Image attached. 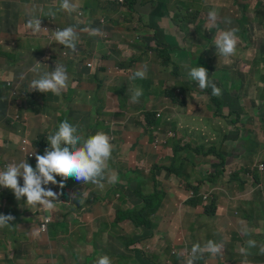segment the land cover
I'll return each mask as SVG.
<instances>
[{"label":"rangeland","instance_id":"obj_1","mask_svg":"<svg viewBox=\"0 0 264 264\" xmlns=\"http://www.w3.org/2000/svg\"><path fill=\"white\" fill-rule=\"evenodd\" d=\"M94 1V0H88ZM165 2L167 0H164ZM264 1V0H263ZM76 3H81V0H75ZM193 3V11L187 13L186 6L188 3ZM264 3V2H263ZM177 4L182 10V14H185V18H190L193 14L197 13L195 21H202V28L207 31H214L209 28L207 22L209 21L208 13L212 10H216L220 13L223 20L225 19V14L223 9H229L233 7L238 15L242 19L239 20V29H244L245 37L237 35V44L236 52L230 57H224L219 54L216 49V52L213 55V66L211 72L209 71V80L216 84L217 87L222 88V96L229 104L239 111H243V107H247L245 112H256L257 113L256 127H261L260 123H264V101L257 98V88L264 87L263 80H255L251 85V81L248 80L244 84V87L241 91L227 89L228 82L220 83L215 80L211 73L218 67L227 64L233 71L242 70L243 72L251 71L256 73L259 71V77H264V40L261 42L259 36L263 35L262 32H258L257 29L254 30L253 25L249 22V19L254 20L256 28H262L261 25L264 22V10H260L259 7L262 4L260 0H175L174 3H169L168 8L172 11H175ZM150 7L149 0H136L133 5V11L129 10L128 7L119 6V12L109 11V14H115L116 16H121L124 22L128 20H136L140 17H147L148 9ZM161 7V6H160ZM100 15H104L99 9L95 11L93 15H89L91 18L98 19ZM76 20L75 27L81 30L80 37L78 41L84 43L81 52L77 48L73 51L75 54H79V60L71 65L73 68H82L88 66L87 63L92 55L95 59V67L93 72L90 73L92 79H87L82 75L84 82L71 81L69 91L60 95L64 99L65 106L70 109L79 110L82 114L88 116L86 122L80 123L74 118L70 117L68 114L66 119H69L79 126L85 127L86 131L97 130L99 128H104L109 131L111 126L119 129L120 136L116 137L114 140L116 143L124 142L134 145L138 148L141 154H144L152 150L151 146V137L149 136L148 131L143 127V121L135 123L129 119L123 120V115L125 110H129V115L134 116L135 112L133 110L148 108L142 98H138V102H132L131 96H133L136 88V83L130 79L128 72L125 70L122 75H119L115 78L106 73L99 71V66L101 64H111L120 65L121 62L129 63V58L136 54V50L132 49L128 44V38H135V34H126L125 24H114L109 31L98 32L92 31V20L88 19L87 22L83 23V18L74 17ZM5 19V18H3ZM115 17L111 18L110 22L114 23ZM194 26V25H193ZM141 29V28H140ZM253 31V32H252ZM51 32V31H49ZM191 35L192 31L190 30ZM17 37V42L19 46H31L30 40L28 38H23L18 33L14 32ZM40 36L37 34L35 36V45H39ZM143 41V40H142ZM54 44V51H57L56 40L52 41ZM9 46L12 43H8ZM16 48V47H14ZM12 48V49H14ZM212 45L206 44L203 46L198 54L193 58L194 64L203 56L205 50H208V53L205 55L211 56ZM11 51V49H6ZM96 51V53H95ZM176 48H171L168 52H177ZM173 71L168 73L170 75ZM187 67L178 68L176 70L177 74L183 75L186 77ZM153 73V68L150 67V75ZM177 77V75H176ZM88 81H92L93 84H89ZM0 82H3L0 80ZM172 81L167 80V87L169 89L167 92L172 93L175 91L172 85ZM182 87H187L188 84L184 81L179 83ZM124 87V93L118 94L117 89L119 87ZM165 89H162L164 92ZM255 100V106H251V102ZM209 101H212L211 99ZM152 108L163 109L162 105H155ZM244 112V111H243ZM115 113H118L117 115ZM163 114L165 115L164 111ZM27 124L30 128V138L32 142L35 139H45L47 133L52 129L51 127L41 128L38 126V120L33 117L32 113L27 114ZM254 120V116H252ZM260 121V122H259ZM3 122H0V126H3ZM170 124V122H169ZM183 124H186L183 121ZM121 126L126 128L125 131L121 129ZM171 126V124H170ZM223 124L217 119H210V128H222ZM172 127V126H171ZM180 135V138H176L170 141V146H174L175 142L180 141L181 143H191L188 140L182 141L186 135L185 128H174ZM249 133L243 137H250L251 140H246L247 145L254 144L256 150L252 153L242 152L241 150H234L232 154L235 159L238 160L233 169V162L230 158L227 159V168L224 177L229 178V175L233 177L232 184L229 185V188L225 193H221L218 197L213 193V196L217 199L226 198L227 201L232 200L234 190L236 189L237 196L239 197H249L251 196V191L245 187L246 183L243 182V179L251 180V177L248 175H243L238 173V167L245 160L246 164L249 166H256L264 160V144L260 141L258 135L255 133V126L253 123L247 126ZM242 137V138H243ZM221 140V136L217 138ZM241 139V138H240ZM34 146V144H33ZM224 149L230 147L231 144L223 143ZM164 150V149H163ZM165 154V152H163ZM262 154V156H261ZM24 154L17 150L15 144L10 143V146L4 149V152L0 154V166L6 163L20 162L24 160ZM225 162V161H224ZM215 166V164H214ZM221 173H218V176ZM213 177H216L212 174ZM213 179V178H211ZM183 181H188L187 178H184ZM109 182V181H108ZM106 182L104 185L98 188H89L83 187L82 189V200L81 206L78 207L75 204L73 199V194L76 189H66L62 195V198L55 203V206L51 209L40 207V206H31L26 205L24 212L20 215L22 225L19 226L18 223H14L12 226L5 228H0V239L5 238L8 233L15 234L16 237L12 239L10 246L11 249L6 253L5 259L2 255L4 254L3 248L4 243L0 242V259L5 264H39L44 261H48L56 256L60 261L68 262L69 264H90L91 261L96 258L99 254L103 253L101 250L96 252L97 249L101 247L107 241V235L101 233L100 230L105 227V223L111 224L115 219V209L107 198V191L109 190V184ZM250 183V182H249ZM248 183V184H249ZM212 190L216 191L217 194L222 190L219 185H210ZM95 197L96 200L92 199ZM75 198V197H74ZM88 199L90 202L88 203ZM218 206L220 205L217 201ZM10 206H7L9 209ZM43 210H46L48 217L51 219V223L55 220L60 222L66 221L67 225H64L60 228L58 232V237L52 239L49 237L48 231L46 233H39L38 229L41 225V218ZM203 218V217H202ZM204 221H210V229L215 230L216 220L214 218L204 217ZM50 223V224H51ZM50 226V225H49ZM22 227V228H21ZM65 228H67V233H61ZM136 229L129 222H123L118 225L112 232L115 238L120 236H130ZM196 232L191 234V238L195 241ZM40 249L41 253L38 251ZM162 248L166 251H171V245L163 244ZM124 255L119 262L114 255H111L115 260L116 264H123L129 257L134 255V249H139L142 253L146 251V248L143 243L137 244L134 247H131L128 251H125L123 248H118ZM191 254L188 256L190 257ZM216 254H213V258ZM87 260V258H89ZM34 261V262H31ZM178 262L171 261L170 264H178Z\"/></svg>","mask_w":264,"mask_h":264},{"label":"crops","instance_id":"obj_2","mask_svg":"<svg viewBox=\"0 0 264 264\" xmlns=\"http://www.w3.org/2000/svg\"><path fill=\"white\" fill-rule=\"evenodd\" d=\"M260 1H262V4L259 9L262 11L264 10V1ZM223 11L225 19H221L220 26L224 28V31L227 28L237 29V32H241L240 36L245 37L244 29H239V20L242 21V19L238 17L235 9L231 7L229 9H223ZM249 22L253 25L254 30L257 29L258 32H262L263 35L259 36V40L262 42L264 40V22L261 25L262 28H256L254 20L249 19ZM188 26L193 32L205 31L197 21L188 23ZM41 28L42 30L46 29V31H40L36 34L26 32L25 26L20 21L17 24L12 23L10 12L0 2V78L7 80L14 79V83L10 87L14 92L10 110L13 111L14 108L23 107L26 109V112L31 111L33 117L39 122L38 126L44 129L56 125L58 120L65 116V100L59 97H51L47 100L32 98L29 102L24 100L28 95L27 74L37 65L36 62L42 63L45 68L48 67V56L52 52L53 46L52 42L49 43L48 32L54 29V27L43 24ZM211 29L219 30L217 28ZM14 32L23 38H28L31 46L17 47L19 42H17V37ZM37 34L42 36L39 45H35V36ZM9 42L12 43L11 46L8 45ZM179 44L183 45L182 42H179ZM171 48H176L178 51L175 53L168 52ZM6 49H11V51H7ZM179 52L180 49L174 42L170 43L169 48L163 50V54L170 53L177 55ZM89 62L92 63L91 67L93 68L96 61L90 58ZM146 65H151L154 68V72L149 78L141 80L151 84L158 83L161 67L157 68L155 63H148ZM172 69H175V67H172ZM230 72L233 76L240 78L241 86L239 89L232 88L230 80L227 78L224 82L229 83L227 89L237 90V92L243 89L246 81L250 80V84L252 85L253 81L262 78L259 77L258 70L256 73H253L251 71L243 72L242 70L233 71L230 68ZM70 74L73 81L84 82L82 74L87 79L91 78L86 68H83L81 71L72 69ZM35 75L38 76V74ZM181 78V75H179L175 80H169L173 82L171 86L177 85V82ZM88 83L93 84L92 81H88ZM165 86H167V83ZM3 87L4 85L0 83V91ZM263 92L264 87L257 88V98L262 101H264L261 98ZM178 93L179 90H176V92L170 94L172 97L170 101L167 98L168 93H162L152 89L151 95L145 100V104H159L167 107V111L173 117V120L177 122V126L185 128V138L191 140L194 145H203L206 151L211 152L207 155L200 153H196L194 156L189 155L188 160L186 159L187 155L183 154L186 171L185 176H180L173 171L178 167V162L172 160L171 149L166 151V155H162L159 151L153 149L141 154L134 145L131 146L129 143L119 142L116 145L113 161L114 169L117 172V179L114 181L111 179L108 184L109 186H117L122 178L142 177L148 183V192L155 191L162 197V204L158 211V216L166 228L169 223L171 224L172 231L178 236L175 238L176 242L182 243L185 240L188 244L191 239L194 244L199 243L203 247L208 241H213L217 244L221 242L225 243L224 259L218 260L219 258H213V255L210 254V257L202 256L203 259L200 260L199 264H244L245 261L247 264H260L258 260H260V256L264 255V253L259 252L258 247H250L248 245L249 240L255 241L256 243V239L264 234V190L259 191L258 188V183L264 185V175H261L255 166H249L244 160L238 167L239 174L251 177V180L243 179V182L246 183L245 187H248L251 191V196L247 198L239 197L236 193L237 188H235L233 190L236 196H233L230 201H227L226 198L220 197L216 199L214 197L215 203L217 204V201L220 203L214 216L200 213L206 206L201 197L187 199L186 194L194 186L203 190L208 186L210 187V185H219L223 191L219 192L220 194H216L218 197L221 193L227 191L226 188L222 187V184L228 182L227 186L229 188V185L232 184L233 177L229 175V178L226 179L224 175L227 172L225 171L223 177L217 184L211 182L210 179H206L208 170L207 159L215 157V151H223L228 154V158L233 162L232 167H229L233 169L238 160L234 158L232 151L254 152L256 150L255 145H247L246 141L243 142L242 139L244 135L249 133L247 126L251 123L255 126V133L264 144V123H260L261 127H256L258 124L256 115L263 108L256 112H245L247 107H243L242 110L244 112L239 111L234 109L224 99L222 94L216 101L211 102L205 92L199 90L197 87H190L186 91V97L183 102L179 103L177 101ZM217 102L223 103L224 107L221 113L215 114ZM251 106H255V100L251 102ZM230 108L240 113V115H232ZM252 116H254V120ZM210 119H217L222 122V128H210ZM183 121L186 124H183ZM14 130L15 128L13 126H0V153L4 148L10 146V142H16ZM219 136H221L220 141L217 139ZM223 143H229L231 146L224 149ZM262 154L264 155V152ZM210 163L213 170H215L214 163ZM184 178H187L188 181L184 182ZM0 202L3 205L7 203L3 198H1ZM206 216L216 220L214 231L210 229V221H204V217ZM182 222H187V224L183 225L181 224ZM14 223H18L19 226L22 225L19 220H15ZM193 232L197 233L195 241L191 238ZM15 237V234L8 233L5 238L0 239V242L4 243L3 259H5L6 253L10 251V243ZM170 242V233H166L165 237L158 236L156 239L145 240L143 242L146 248V251L143 253L144 258H148L152 264H170L172 260H178L179 253L174 247L175 242L172 243L170 252L162 248L163 244L169 246ZM55 261L57 259L53 258L39 264H55L53 263ZM0 264L5 263L0 259Z\"/></svg>","mask_w":264,"mask_h":264},{"label":"clouds","instance_id":"obj_3","mask_svg":"<svg viewBox=\"0 0 264 264\" xmlns=\"http://www.w3.org/2000/svg\"><path fill=\"white\" fill-rule=\"evenodd\" d=\"M60 7L62 10L68 12H72L75 9V6L70 3V0H61ZM178 7L180 9L179 4ZM187 7H189V12ZM186 10L187 13L193 11V4L190 6L187 5ZM50 15H54V13H50ZM196 16L197 13L193 14L192 17L187 18L188 23L196 22ZM208 18L210 22H207V24L210 28L224 30V28L220 26L222 16L219 12L216 10L210 11L208 13ZM198 23L202 28V21H199ZM26 27L30 29L33 34H36L40 31H46V29L42 30L41 28V19L35 17L27 21ZM190 30L192 31V29ZM92 31L95 32L98 30L92 29ZM236 32L237 29L224 31L216 40L217 51L226 58L234 55L236 52V44L238 39ZM48 33L49 43L53 40L58 42L56 44L57 49L58 44H61L63 49L66 47L73 51L76 50L77 33L73 27H67L63 30H55V34H53L52 29L51 32ZM52 46L54 47L53 42ZM53 47L52 52H50L48 56V67L45 68L43 67L42 63L36 62L37 65L27 74L26 81L28 95L24 99L27 102H29L32 98H38L41 100H47L51 97L61 98L60 95H63L69 91L70 83L73 81L70 74L72 69L81 71L83 68H86L89 75L93 72L95 66L92 68V63L89 61L87 63L88 66H84L80 69L70 67L79 60L80 55L65 49L68 51V53L63 56L61 55V51L63 49L61 51L59 49L54 51ZM216 49L214 50V53L216 52ZM150 67L152 66L145 65L144 67L140 68L133 74L132 78H149L153 74L152 73L150 75ZM35 74H38V76ZM181 77L182 78L177 82V85L172 86L175 89L174 92L179 90L177 97V101L179 103L183 102L186 97V91L190 87H197L199 90L205 92V94L209 97V100H212L211 102L216 101L221 95V89L218 88L215 83L209 80L208 71L202 66L187 70L186 77L183 75H181ZM90 79H92V76ZM0 80L3 81L0 83L4 85L3 89L0 91V122H3L5 119L3 125H9L15 128L14 134L16 136V142H12V144L17 146V150L22 152L25 158L20 162L6 163L0 166V200L3 198L7 201V203L4 205L0 202V228L11 226L12 221L15 222V220H19L21 223L20 215L24 212L26 205L40 206L48 209L53 208L55 203L60 200L59 196L62 193L53 191L52 188H50L52 185L58 184L62 189L65 182L69 178H74L80 183L90 182L94 184H100V182L103 181V183L99 186L101 187L106 182H110L111 179L113 181L117 179V172L113 165L117 145L114 140L116 137L120 136L118 132L120 128L111 126L107 133L98 132L94 135L95 130L88 132L86 131L85 127L79 126L77 123L66 119L68 114H70V117H72L71 110L73 109L69 110V107L65 106V116L61 117L56 125L51 127L52 129L47 133L44 140L35 139L40 142V145L37 146L34 144L35 140L32 142L30 138L31 130L28 128V124L26 122L28 119L27 114L32 112H26V109L23 107L14 108L13 111L10 110L11 100L14 97V92L10 87H12L14 79L11 78L10 80H7L5 78H0ZM182 81L186 82L188 86H180L179 83ZM121 88H123V91L118 93V90ZM116 91L118 94H122L124 93V87L121 86ZM141 95L142 90L136 89L133 93V96H131L132 102H138V98ZM167 98L170 101L172 100L170 94L167 95ZM155 105H147L149 106L148 108L133 110V112H135L134 116L129 115V110H125L123 115V120L129 119L133 121L134 124L139 121H143V127L148 131L149 136L151 137V146L153 150H157L162 155H166V151L171 149V157L173 160L174 146L178 143L181 146L186 144H191L193 147L203 146L197 144L194 145L191 140H188L185 137L182 138V141L188 140L191 143H181L180 141H177L173 147L170 146L169 143L171 140L180 138L178 131L172 127H183L177 126V122H175L173 117L170 116L169 112L167 111V107L162 105L163 109L161 108L156 110L155 108H152V106ZM147 111L155 113V116L152 117L151 120L146 117L145 113ZM163 111L165 115L163 114ZM115 114L117 115L118 113ZM76 121H79L80 123L86 122L81 120ZM169 122L172 127L170 126ZM121 129L124 132L126 128L121 126ZM4 149L1 153L4 152ZM163 152H165V154H163ZM183 154L187 155V160L188 156L192 155L184 151L182 153V158ZM255 168L261 175H264V162H261L258 167L255 166ZM195 187L197 186H194L188 190L186 194L187 199L201 197L205 205H208L210 200H205L203 195L205 193H210V191L214 194H217L216 191L212 190L211 186H208L203 190L198 188L195 189ZM258 188L259 191H263L264 185L258 183ZM220 192H222V190ZM212 198H214L213 195ZM7 206H10V208L7 209ZM44 214L48 217L46 210H43L42 218ZM50 223L48 224V228L45 232L40 230V225L38 232L46 233L49 230ZM141 243L137 244L139 245ZM137 244L130 246V248L136 246ZM248 245L250 247H254L255 241L249 240ZM221 248L222 245L213 241H208L203 248L199 244H195L191 249V255L187 260V264H194V260L197 258L198 254L203 253L204 251L217 254L220 252ZM261 252H264V248L261 249ZM111 255H109V253L103 252L94 258L90 264H116ZM142 256L144 258L143 253ZM53 258H56V256ZM144 259H147L148 264H152L148 258ZM178 261V264H183L180 261V258L176 261L174 260V262ZM64 262L65 261H60L57 259V261L53 263L64 264ZM65 264L69 263L65 262ZM244 264H247V262L245 261Z\"/></svg>","mask_w":264,"mask_h":264},{"label":"trees","instance_id":"obj_4","mask_svg":"<svg viewBox=\"0 0 264 264\" xmlns=\"http://www.w3.org/2000/svg\"><path fill=\"white\" fill-rule=\"evenodd\" d=\"M0 2L3 3L4 8L10 12L12 23L17 24L18 21H20L25 26L26 32H32L26 27V23L33 17L41 19V25L47 24L54 27L53 34H55V30H63L67 27H73L77 33L76 49L78 48L80 52L85 42L80 43L78 41V39L82 36L80 35L81 30L75 27L77 23L74 17L83 18V23L87 22L88 19H91L92 29H96L98 32H107L114 24H125L126 30H124V33L129 35L135 34V38H128L127 44L132 49L137 51L136 54L129 58V63L121 62L120 65H115L114 63L101 64L99 66V71L106 72L112 78H115L122 75L126 70L130 79L136 83V88L142 90V95L139 98H142L144 101L151 95L152 89L158 90L162 93H168L167 91L170 88L165 89L167 87L165 86L167 80H175L178 78L180 74H177L176 70L180 67H187V70H190L191 68L202 66L208 71V73L209 70L211 72L214 50L216 49V40L224 31H192L191 35L190 28L188 26V19L185 18V14H182L183 12L180 11L178 4L175 12H172V10L168 8V4L170 2L174 3V0H167L166 2L164 0H149L150 7L148 9L147 17H140L136 20H128L127 22H124L122 18L124 14H121V17L116 16L115 14H109V11L119 12V6L128 7L129 10L133 11V5L136 0H94L92 2L88 0H81V3H76L75 0H70V3L75 6V9L72 12L61 9V0H0ZM192 4V2L188 3L189 6ZM188 8L189 7H187V9ZM97 9H99L104 15H100L98 19L91 18L89 15H93ZM50 13H54V15H50ZM114 17V23L110 22L111 18ZM225 30L229 31L231 29L227 28ZM240 34V31L236 32V35ZM171 42H174L175 45L179 47V54H163V50L169 48ZM179 42H182L183 45H180ZM206 44L212 45L211 56L208 55L206 57L205 55L208 53V50H205L203 56H201L196 64H194L193 58L198 54L199 50L203 46H206ZM58 49L61 51L63 46L58 44ZM65 49L68 48L65 47ZM68 50L73 51L71 49ZM90 58L96 61L92 55ZM262 61L264 62V58H262ZM148 63H155L157 68L161 67L158 83L151 84L139 78H132L136 71ZM172 67H175V69H172ZM171 71L173 72L168 75ZM211 75L220 83H224L226 78L229 79L231 87L234 89H239L241 86L240 78L231 74L230 68L227 64L216 68ZM261 80L264 81V77H262ZM218 88H220L222 92V88ZM162 89H165L164 92ZM122 91L123 88L119 89L118 93H121ZM261 98L264 99V92L261 94ZM223 107V103L217 102L214 113H221ZM231 113L232 115H240V113L233 111V109H231ZM145 114L149 120L155 116V113L151 111H147ZM71 116L76 120L81 121H86L88 119V116L83 115L76 109L71 110ZM98 132L107 133L108 131L104 128H99L95 130L94 135ZM242 139L243 142L251 140L248 136L243 137ZM34 144L38 146L40 145V142L35 140ZM242 147L245 148L244 145H242ZM184 151L192 155L195 153L207 155L211 152L204 150L203 146L193 147L191 144H186L184 146H181L179 143L176 144L174 146L173 160L178 162V167L173 171L180 176H185L186 171L184 160L182 158V153ZM215 154V157L207 159L208 170L206 179H210L211 182L217 184L226 171L228 154L223 151H215ZM210 162L215 164V170H213ZM218 173L221 174L218 176ZM212 174L216 177H213ZM102 183L103 181H101L100 184L90 182L80 183L74 178H69L65 182L62 189L58 184L52 185L50 188H52L53 191L62 193L59 196V199L62 198L66 189L75 188L76 191L73 194L72 201L80 207L83 187L98 188ZM227 185L228 182H225L222 184V187L228 189ZM195 189H197V187H195ZM109 190L110 191H107V198L114 206L115 219L111 224L105 223V227L100 230L101 233H105L107 235V241L101 249H97L96 252L101 250L104 253L112 254L119 262H121V258L124 255L118 248H123L125 251H128L132 245L141 243L147 239H156L158 236L165 237L166 233H170V245L175 242L174 247L179 253L180 261L183 264H187V260L189 259L188 255L191 254V249L195 244L191 241V239L188 244L185 240H183L182 243L175 241V238L178 236H176L172 231L171 224L169 223L166 228V226L163 225V221L158 216V210L161 207L162 197L155 191L148 192L149 186L146 180L140 176L122 178L121 182L117 186H109ZM92 199L96 200L93 195ZM209 200L210 203L206 205L200 213H205L208 216H214L218 210V204L215 203V200L212 197H210ZM87 202L89 203L90 199H88ZM123 222L131 223L136 231L130 236H120L115 238L112 231ZM13 224L14 221H12L11 226ZM181 224L185 225L187 222H182ZM64 225H67L65 220L63 222L55 220L51 223L48 230L49 237L56 239L58 237V232H60V228ZM67 231V228H65L61 233L64 234L67 233ZM199 245L203 248L201 244ZM220 245H222V248L215 256V258H219L218 260L225 258V256H223L225 252V243L221 242ZM255 246L258 247L259 252H261V249L264 248V234L256 239ZM210 254L213 255L208 251L198 254L197 258L194 260V264H199L200 260L203 259L202 256L210 257ZM89 259L90 257L87 258V260ZM258 262L260 264H264V255L260 256V260H258ZM123 264L148 263L147 259L143 258L141 251L136 249L134 250V255L124 261Z\"/></svg>","mask_w":264,"mask_h":264},{"label":"built area","instance_id":"obj_5","mask_svg":"<svg viewBox=\"0 0 264 264\" xmlns=\"http://www.w3.org/2000/svg\"><path fill=\"white\" fill-rule=\"evenodd\" d=\"M67 53H68V51L65 50V49H63V50L61 51V55H63V56H65ZM212 193H213V192H211V191H210V193H205V194L203 195V198H204L205 200H208L210 197H212V195H213ZM50 221H51V219L48 218V217L44 214V215H43V218H42V220H41V227H40V230L43 231V232H45V231L47 230V228H48V224L50 223Z\"/></svg>","mask_w":264,"mask_h":264}]
</instances>
